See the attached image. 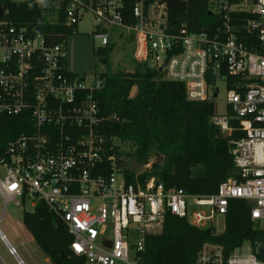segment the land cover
<instances>
[{"label": "built area", "instance_id": "1", "mask_svg": "<svg viewBox=\"0 0 264 264\" xmlns=\"http://www.w3.org/2000/svg\"><path fill=\"white\" fill-rule=\"evenodd\" d=\"M7 1L14 0H0V115L24 117L28 125L0 155L5 203L45 204L65 225L70 251L85 264H141L145 239L162 232L166 214L203 229L216 217L223 221L232 200L248 203L250 220L264 228V0L218 2L210 14L220 16L222 25L212 35L170 28L166 0H135L130 9L123 0H48L62 9L72 34L83 13H90L93 38L103 48L109 28L125 30L134 62L182 84L188 101H211L218 93L216 80L224 82L225 112H214L210 122L223 136L240 134L229 142L236 176L203 197L164 188L153 177L141 179L153 160L131 164L97 132L102 119L93 95L103 81L98 76L87 84L85 76L68 72L65 43L48 45L42 35L14 25ZM234 13L250 18L234 26L239 20ZM251 34L258 44L244 43ZM226 76L236 79L230 89ZM0 239L6 243L1 234ZM195 264H264V244L256 252L241 247L228 256L204 245Z\"/></svg>", "mask_w": 264, "mask_h": 264}, {"label": "trees", "instance_id": "2", "mask_svg": "<svg viewBox=\"0 0 264 264\" xmlns=\"http://www.w3.org/2000/svg\"><path fill=\"white\" fill-rule=\"evenodd\" d=\"M134 1L123 3L130 9ZM228 2L233 4L235 0ZM207 3L208 0H166L167 25L214 34L222 18L210 14ZM6 9L14 25L26 28L32 35H42L48 45L63 44L73 33L72 28L64 26L62 9L55 10L52 4L44 7L40 0L7 1ZM232 16L239 19L231 23L234 26L250 18L246 14ZM240 35L245 36L242 30ZM244 43L258 44V39L251 34ZM107 52L99 50L95 54L104 60ZM134 70V75L124 70L99 75L103 86L93 95L102 119L98 134L107 144L115 143L116 152L119 150L131 164L140 166L155 159L141 179L153 177L164 188L182 189L192 196L214 195L219 184L236 176L229 142L240 134H220L210 122L215 112L212 101H188L182 84L163 80L158 73L138 64ZM225 79L230 89L236 79ZM27 125L24 117L0 115V155L26 132ZM249 212L250 205L245 201H230L223 218L224 229L218 233L213 227L196 228L185 219L166 214L162 232L146 237L141 264H195L204 245L220 248L225 256L246 244L256 252L264 244V228L250 220ZM22 224L49 264H85L84 258L70 251L72 239L63 222L42 202L23 214Z\"/></svg>", "mask_w": 264, "mask_h": 264}, {"label": "rangeland", "instance_id": "3", "mask_svg": "<svg viewBox=\"0 0 264 264\" xmlns=\"http://www.w3.org/2000/svg\"><path fill=\"white\" fill-rule=\"evenodd\" d=\"M20 2L22 0H14ZM221 0H210L209 12L214 14L218 10V2ZM40 5L47 7L48 0H40ZM96 24L93 16L86 12L77 23L76 32L67 37L65 42L66 60L65 68L68 72L76 76H85L87 84H91L100 74L105 72H116L125 69H135L137 63L133 59L134 44L132 38L125 30L111 27L108 30L109 44L103 48L100 41L93 38ZM107 50L104 60L95 52ZM104 61V62H103ZM217 96L211 101L214 104L215 113L221 115L225 112V84L218 79L215 82ZM134 94V90L131 95ZM126 147V146H125ZM127 149V147H126ZM153 161L154 158H151ZM0 179L2 174L0 172ZM18 201V199L16 200ZM191 212L197 210L196 207L188 208ZM30 203H25L16 207L12 202L5 203L0 198V234L5 242L0 239V264H18L17 259L22 264H49L45 256L39 251L31 235L22 224V216L25 212H31ZM200 211L206 215L209 209L201 207ZM215 228L216 232H222L224 223L221 218L216 217L212 223H205L202 228ZM7 244L15 251L16 257L8 253ZM248 248L249 245L242 246Z\"/></svg>", "mask_w": 264, "mask_h": 264}, {"label": "water", "instance_id": "4", "mask_svg": "<svg viewBox=\"0 0 264 264\" xmlns=\"http://www.w3.org/2000/svg\"><path fill=\"white\" fill-rule=\"evenodd\" d=\"M257 33V32H256ZM161 70H159L160 72ZM124 73L125 74H131V75H134L136 73V71L134 69H125L124 70Z\"/></svg>", "mask_w": 264, "mask_h": 264}, {"label": "crops", "instance_id": "5", "mask_svg": "<svg viewBox=\"0 0 264 264\" xmlns=\"http://www.w3.org/2000/svg\"><path fill=\"white\" fill-rule=\"evenodd\" d=\"M47 260V259H46Z\"/></svg>", "mask_w": 264, "mask_h": 264}, {"label": "flooded vegetation", "instance_id": "6", "mask_svg": "<svg viewBox=\"0 0 264 264\" xmlns=\"http://www.w3.org/2000/svg\"><path fill=\"white\" fill-rule=\"evenodd\" d=\"M104 62V61H103Z\"/></svg>", "mask_w": 264, "mask_h": 264}]
</instances>
